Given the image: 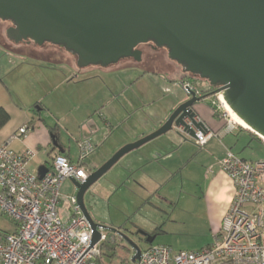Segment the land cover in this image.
Returning <instances> with one entry per match:
<instances>
[{
	"label": "crops",
	"instance_id": "1",
	"mask_svg": "<svg viewBox=\"0 0 264 264\" xmlns=\"http://www.w3.org/2000/svg\"><path fill=\"white\" fill-rule=\"evenodd\" d=\"M3 51L0 48V107L9 115V121L0 129V145L9 140L10 148L15 152L33 150L35 157L28 165V171L32 174L35 168L37 171L41 167L49 170L52 157L58 154L71 163H77L78 154L73 152L71 145L76 147L84 139L89 140L95 150L84 160L82 167L86 171L95 170L123 146L157 130L184 99L180 92L172 89L177 83L161 77V74H142L132 80L130 72L119 74L120 70H80L72 56L65 52L58 53L59 56L54 53L40 56L39 51H35L34 55L24 56ZM56 58L61 60L57 65ZM118 77H122L121 81L117 80ZM145 79H149V82L145 83ZM210 105L211 100L207 99L194 107V111L211 131L219 132L225 125L219 116L212 114ZM25 125L31 128L29 134L22 140L12 139L13 134ZM51 130L54 131L53 135ZM172 133L176 136L166 134L123 156L109 170V188L102 191L110 203L116 204L118 213L109 215L104 221L99 219L102 222L98 224L131 233L138 246L144 244L141 250L161 245L176 251H197L210 246L219 233L234 195L232 182L219 169L217 162L227 150L246 161L264 160V153L258 158L250 148V143L256 141L264 150L263 140L253 139L245 131H235L222 140H210L204 155L210 153L213 167L199 181L207 205L202 233H194L184 239L161 237L168 232H177L167 226L179 221L177 206L183 201L186 203L195 199L193 191H189V180L183 174L200 157L198 148L195 153L192 148L188 150L192 145L189 140L175 131ZM241 133L247 135V143L239 141ZM227 138L232 139L235 148L240 146L243 152L250 153H235L230 143H224ZM193 181L196 182V179ZM175 182L177 185L173 188ZM63 183L72 186L70 180ZM73 193L74 189L70 195ZM126 196L132 204L123 207L117 201L121 202ZM90 199L88 194L86 205L92 214L94 205ZM59 206L60 217L67 220L71 214L69 207L66 209L63 206L62 197ZM168 206L176 209V213L172 212L170 217L166 216L165 211ZM189 214L192 215L187 211L182 213L179 222L184 224V215ZM14 231L13 226L8 233ZM143 235L151 236L152 244L148 245ZM118 243L125 249V244L119 239H116L114 246ZM107 259L102 257L101 264H106Z\"/></svg>",
	"mask_w": 264,
	"mask_h": 264
},
{
	"label": "water",
	"instance_id": "2",
	"mask_svg": "<svg viewBox=\"0 0 264 264\" xmlns=\"http://www.w3.org/2000/svg\"><path fill=\"white\" fill-rule=\"evenodd\" d=\"M0 22L12 25L6 29L11 42L58 46L79 69L137 58L135 48L153 41L184 72L207 81L214 94L222 93L232 112L264 139V0H0ZM205 97L186 94L157 130L120 148L88 171L82 183L70 180L92 231L90 247L99 241L101 226L135 252L132 262L138 260L141 249L131 233L94 222L86 205L88 190L123 156L156 138L179 127L192 137L194 129L206 131L194 112ZM47 171L39 168L38 178ZM143 237L152 244V237Z\"/></svg>",
	"mask_w": 264,
	"mask_h": 264
},
{
	"label": "built area",
	"instance_id": "3",
	"mask_svg": "<svg viewBox=\"0 0 264 264\" xmlns=\"http://www.w3.org/2000/svg\"><path fill=\"white\" fill-rule=\"evenodd\" d=\"M181 86L188 94L190 85ZM214 98L220 105L218 111L223 107V95L217 93ZM204 126L206 131L194 129L193 137L181 127L175 132L202 149L213 138L222 140L240 127L231 118L219 132ZM30 131V127L22 126L12 139L22 140ZM77 149V163L57 155L40 180L28 171L35 157L33 150L15 152L9 140L0 145V211L15 227L13 233L0 232V264H101L103 246L114 245L118 235L107 234L98 226L100 239L90 247L92 231L77 205L75 191L66 197L70 217L64 221L59 217L62 183L86 179L88 171L82 165L95 147L84 139L77 143ZM217 164L232 182L234 195L214 242L197 251L149 246L134 262L135 252L130 250L129 264H264V160L246 161L227 150Z\"/></svg>",
	"mask_w": 264,
	"mask_h": 264
},
{
	"label": "rangeland",
	"instance_id": "4",
	"mask_svg": "<svg viewBox=\"0 0 264 264\" xmlns=\"http://www.w3.org/2000/svg\"><path fill=\"white\" fill-rule=\"evenodd\" d=\"M12 25L8 22H0V48L3 49L6 52H12V53H19V54H23L25 56V54L27 55H34L33 53L35 51H39L40 56L41 54H57L58 53H62V51L60 49H58L57 47H52L49 45H44L42 47H36L34 45H25L22 43H18L15 44L13 42H11L10 40H8L6 38V29H8L9 27H11ZM3 51V52H4ZM163 54H162V53ZM160 54L161 56H163L166 61L165 64L169 65V59L167 57V52L166 51H161ZM64 53V52H63ZM59 56V55H58ZM43 57V56H42ZM162 59V61H163ZM60 59L56 58V65L60 62ZM1 63H3V61H1ZM173 66V69L171 72H168L166 74H161V77L164 78V76L168 79V80H177L175 81L177 83L176 86H172V89L174 91H178L182 94V96H186L184 90L182 89L181 84L179 83V79H185L188 75L184 74L181 72V68L179 66H177L175 63L171 64ZM59 68L61 67L60 65H58ZM131 73V77L132 80H134L135 78H139L142 73H140L139 71H135V70H124L119 72V74H127V73ZM99 73V72H97ZM123 76V75H122ZM122 77H118L117 80L121 81ZM168 80H166L168 82ZM195 82V85H197L200 88H206L207 84L205 82H203V80H199L197 79H192ZM145 83L149 82V79H145L144 80ZM171 84V83H168ZM167 84V85H168ZM169 86V85H168ZM169 94V93H168ZM212 102L215 103V107L217 110V107L219 105V103L217 102V100H215V98L211 99ZM204 102H200L198 105L203 104ZM196 105V106H198ZM195 106V107H196ZM220 106V105H219ZM219 114V117L223 120L224 125H226V121L227 119H230V116L227 115L223 109V107H220V109H218L217 111ZM227 115L226 117L224 115ZM235 131H245V129L238 127ZM70 134V133H69ZM168 134H170L171 136H176L174 133L169 132ZM65 135V134H64ZM155 140H158V138H156ZM240 142H244L247 143L249 141L247 135L245 133H241L240 134V138H239ZM153 141L143 145L146 146L148 144H151ZM224 143H230V145H232V139L231 138H227L226 140H224ZM189 144V143H188ZM250 148L252 149V154L257 155L258 158L262 157V153H264L263 147L256 141H252L250 143ZM191 147H188V150H190L191 148L193 149V152L195 153V150H197V148L195 149V147L192 145H190ZM71 147H73V152L78 154V149L77 146L75 147V145H71ZM242 147L238 146L235 148V146L232 145V149L235 153L241 154V155H245L246 152H243L241 150ZM208 150V146H206L204 149H198V154L200 153V157L199 160L195 161V164H193V167L190 169H187L184 171L183 177L185 179L189 180V191H193L192 196L195 199H191L192 201H188V202H181L179 204V206H177V212H178V220H181L182 217V213H184L185 211L192 213V215H184L185 223L181 224V222H177L175 224H167V226L169 227L170 230H177V232H168L165 235H162L161 237H178V238H187L190 235H193L194 233H202V228L205 227V216H206V212H207V205L204 202V196L205 194H203V190L200 187L199 181L206 175L208 174V172L210 173L211 167H213V158H211L210 153H207L204 155V151ZM191 151V150H190ZM189 155L191 156L192 154H190L191 152H188ZM197 153V152H196ZM202 153V154H201ZM250 151L246 154H249ZM251 159V158H250ZM191 173V178L188 177ZM33 174H37V169L35 168L33 170ZM108 174L109 171L104 174L95 184H93L91 186V188L88 190V194H90L91 197V202L94 205V213L90 214L92 219L94 220V222L96 221V223H101L102 221H100L99 219H107V217L109 215H113L117 212L116 210V204L114 202H109V198L107 197V195H103L102 191L103 190H108L109 188V178H108ZM193 178V179H192ZM196 179V182H194L193 180ZM193 182H190V181ZM176 182L173 184V188L174 186L176 187ZM73 187L71 185H68V183H62V186L60 188V193H61V197H62V204L64 207H66V209L68 208L69 204L66 200V197L69 196L72 192H73ZM191 189V190H190ZM186 193V192H185ZM190 192H187V194ZM189 196V195H188ZM116 199V198H115ZM184 200V198H182ZM114 201V200H113ZM120 203L123 207H126L127 204L132 202L129 200V198L124 197L123 200ZM130 206V205H129ZM60 209V206L58 207V211ZM166 211V216L168 215V217H170V214L172 212L176 213V209L175 208H170L169 206L165 209ZM118 213V212H117ZM59 214V212H58ZM165 216V217H166ZM60 217V215H59ZM164 217V218H165ZM61 220H63L60 217ZM64 221V220H63ZM127 221V220H126ZM104 223V222H103ZM105 224H107V222L105 221ZM109 225V224H108ZM172 225H175L177 227H172ZM13 230V224L11 223V221L1 213L0 211V232H11ZM105 245H109L108 243H106ZM121 244L118 243L117 246H115L116 248V256L114 257V262L116 264H119V262L121 261V259H124L125 257H127V253L124 251V249H122L120 247ZM139 247L141 249H143L144 244H140ZM103 253H107L108 255H110L111 251L108 250L107 247L103 248ZM107 258V257H105ZM108 260V259H107ZM108 261H105V263L107 264Z\"/></svg>",
	"mask_w": 264,
	"mask_h": 264
},
{
	"label": "flooded vegetation",
	"instance_id": "5",
	"mask_svg": "<svg viewBox=\"0 0 264 264\" xmlns=\"http://www.w3.org/2000/svg\"><path fill=\"white\" fill-rule=\"evenodd\" d=\"M22 44L29 45V44H33V42L28 43L26 41V42H22ZM59 49H61V48H59ZM135 49H136V51L139 52V56L137 58L136 57H128V58L121 59L117 63L109 65L107 67L89 66V67L84 68V69H88V68H97V69H101V70L114 69L116 71L120 70L119 72H121L123 70H135V71H139L142 74H166V73L172 71L173 66L171 64L175 63L177 66H179L181 68L182 73L188 75L185 79L180 78L178 80L181 85L183 83H188L190 85L191 88H190L188 94L190 92H193L196 95V97L206 96L205 99L203 100V102L207 99L211 100L215 96V94L213 93L215 89L210 87L209 84L207 83V81L203 80V82H205L207 84V87L206 88H200L197 85H195V82L192 80V79H197V78L199 80H202L200 77H198L194 74L184 72L180 64H178L175 61L170 60L169 58H168L169 59V65L165 64L166 61H165V59H163L164 57L161 56L160 52H161V50H165L167 52V57H168V50L166 48L156 45L153 41H148L145 44L138 45ZM64 51L65 50H63L62 52H64ZM66 53H68V52H66ZM162 59H163V61H162ZM75 64H76V59H75ZM84 69H80V70H84ZM169 81H171V80H169ZM172 81H174V80H172ZM175 81H177V80H175ZM188 98H190V97H188ZM178 105L179 104H177L174 107V109ZM172 111L168 114L166 119L169 117V115L172 113ZM195 114H196V112H195ZM196 116H197V114H196Z\"/></svg>",
	"mask_w": 264,
	"mask_h": 264
},
{
	"label": "trees",
	"instance_id": "6",
	"mask_svg": "<svg viewBox=\"0 0 264 264\" xmlns=\"http://www.w3.org/2000/svg\"><path fill=\"white\" fill-rule=\"evenodd\" d=\"M210 109H211V112H212V114L215 116V117H218L219 116V114H217L218 112H217V110H216V108H215V106H213V105H210ZM9 121V115L6 113V111L3 109V108H1L0 107V129L7 123ZM245 132L246 133H248V135L249 136H251L253 139H256V140H261L259 137H257L255 134H253L251 131H249V130H245ZM52 135L54 134V131L53 130H51V132H50ZM58 155H60V154H58ZM55 156H57V155H55ZM54 156V157H55ZM63 156V155H62ZM54 157H52V159H51V161L53 160V158ZM48 165H50V163H48ZM51 168V167H50ZM151 237V236H150ZM104 247H107L108 248V250L109 251H111V252H113V253H111L110 255H108L107 253H103L102 252V256L103 257H107L109 260H108V264H116L115 262H113V259H114V257L116 256V248H115V246L114 245H104L103 246V248ZM124 251L127 253V257H125L124 259H121V261L119 262V264H129V262H128V256H129V253H130V250H128V248L127 247H125V249H124Z\"/></svg>",
	"mask_w": 264,
	"mask_h": 264
},
{
	"label": "bare ground",
	"instance_id": "7",
	"mask_svg": "<svg viewBox=\"0 0 264 264\" xmlns=\"http://www.w3.org/2000/svg\"><path fill=\"white\" fill-rule=\"evenodd\" d=\"M222 104H223L222 106H223L225 113L230 116L232 122H234L241 128L250 131L249 127L232 112V110L229 108V106L224 101L222 102Z\"/></svg>",
	"mask_w": 264,
	"mask_h": 264
},
{
	"label": "clouds",
	"instance_id": "8",
	"mask_svg": "<svg viewBox=\"0 0 264 264\" xmlns=\"http://www.w3.org/2000/svg\"><path fill=\"white\" fill-rule=\"evenodd\" d=\"M186 94V93H185ZM217 94V93H216ZM214 98V97H213ZM211 102H212V100H211Z\"/></svg>",
	"mask_w": 264,
	"mask_h": 264
}]
</instances>
